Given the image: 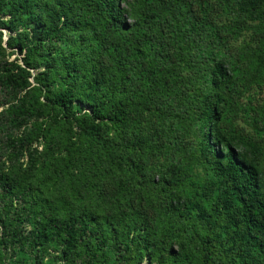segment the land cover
Instances as JSON below:
<instances>
[{
  "label": "trees",
  "instance_id": "1",
  "mask_svg": "<svg viewBox=\"0 0 264 264\" xmlns=\"http://www.w3.org/2000/svg\"><path fill=\"white\" fill-rule=\"evenodd\" d=\"M263 30L264 0H0V264H264V143L228 125Z\"/></svg>",
  "mask_w": 264,
  "mask_h": 264
},
{
  "label": "rangeland",
  "instance_id": "2",
  "mask_svg": "<svg viewBox=\"0 0 264 264\" xmlns=\"http://www.w3.org/2000/svg\"><path fill=\"white\" fill-rule=\"evenodd\" d=\"M258 25V21L251 22V30L244 31L237 41L231 43L232 45L229 47L231 52L233 50L234 54L239 56L236 53L243 51V48L246 49V46L258 44L260 34L255 33L258 30ZM3 40H6L5 34L3 35ZM250 51L253 50L250 49ZM19 58L21 57L14 55L8 50L0 56V65L17 62ZM235 62L238 66V69H236L238 92L235 97L234 109L228 117V125L237 134L245 138L255 137L258 141L264 143V84L260 81L256 83V78L251 77L252 75L264 76V71L257 69L254 73L253 67L251 68L252 70L248 71L245 63L239 57H237ZM0 110H2L1 107ZM254 111L256 112L254 113ZM262 154L264 155V149Z\"/></svg>",
  "mask_w": 264,
  "mask_h": 264
}]
</instances>
